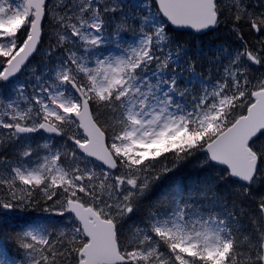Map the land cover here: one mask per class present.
<instances>
[{"label":"snow or ice","instance_id":"1","mask_svg":"<svg viewBox=\"0 0 264 264\" xmlns=\"http://www.w3.org/2000/svg\"><path fill=\"white\" fill-rule=\"evenodd\" d=\"M0 210V264H264V0H0Z\"/></svg>","mask_w":264,"mask_h":264},{"label":"trees","instance_id":"2","mask_svg":"<svg viewBox=\"0 0 264 264\" xmlns=\"http://www.w3.org/2000/svg\"><path fill=\"white\" fill-rule=\"evenodd\" d=\"M177 35L182 42L187 43V46L189 48L203 47L205 50H208L220 44H224L225 46L233 44L232 38L227 34L226 30L223 28H221L217 32H211L207 35H201V36H195L189 34L188 32H178ZM198 168L199 166L196 160H192L191 162H185L181 164L175 170V172L169 173L167 176L162 177L161 180L159 181V184L161 188L166 187L169 183H171L173 180H175L178 177H185L188 175L196 174ZM245 223H247V221H245Z\"/></svg>","mask_w":264,"mask_h":264},{"label":"rangeland","instance_id":"3","mask_svg":"<svg viewBox=\"0 0 264 264\" xmlns=\"http://www.w3.org/2000/svg\"><path fill=\"white\" fill-rule=\"evenodd\" d=\"M46 38H47V37H46ZM42 48H44V47H42ZM39 57H40V56H39ZM39 57H38V58H39ZM22 78L24 79V77H22ZM9 216H10V214H9ZM16 216H17V213H14V214H13V221H14V219H15L14 217H16Z\"/></svg>","mask_w":264,"mask_h":264}]
</instances>
